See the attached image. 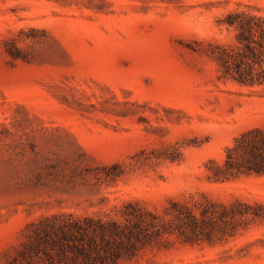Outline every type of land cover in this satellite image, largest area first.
<instances>
[{
    "label": "rangeland",
    "instance_id": "obj_1",
    "mask_svg": "<svg viewBox=\"0 0 264 264\" xmlns=\"http://www.w3.org/2000/svg\"><path fill=\"white\" fill-rule=\"evenodd\" d=\"M235 9L264 15V0H0V263L42 215L205 196L257 216L227 241L171 238L120 264H264V176L207 178L264 126V85L219 77L209 57Z\"/></svg>",
    "mask_w": 264,
    "mask_h": 264
},
{
    "label": "trees",
    "instance_id": "obj_2",
    "mask_svg": "<svg viewBox=\"0 0 264 264\" xmlns=\"http://www.w3.org/2000/svg\"><path fill=\"white\" fill-rule=\"evenodd\" d=\"M219 23L232 33L226 45L209 44L219 77L241 86L264 85V15L235 9ZM9 54L20 57L16 48ZM107 168L101 167L105 172ZM207 169V178L217 183L242 175L264 176V126L235 137L222 162L211 160ZM120 175L105 173L103 179L114 181ZM112 211L113 215L105 216L42 215L21 229L0 264H120L137 259L147 249L169 247L171 238L191 245L227 241L257 216L247 203L225 204L205 196L191 205L169 200L161 212L138 201H126Z\"/></svg>",
    "mask_w": 264,
    "mask_h": 264
}]
</instances>
